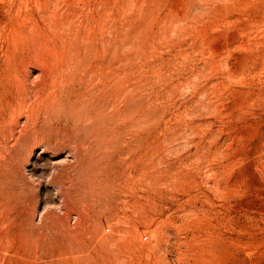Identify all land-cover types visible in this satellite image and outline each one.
Masks as SVG:
<instances>
[{"label":"rangeland","instance_id":"obj_1","mask_svg":"<svg viewBox=\"0 0 264 264\" xmlns=\"http://www.w3.org/2000/svg\"><path fill=\"white\" fill-rule=\"evenodd\" d=\"M81 43L133 109L100 135L4 114L0 264H264V0H0L25 99L61 92L59 56Z\"/></svg>","mask_w":264,"mask_h":264},{"label":"bare ground","instance_id":"obj_2","mask_svg":"<svg viewBox=\"0 0 264 264\" xmlns=\"http://www.w3.org/2000/svg\"><path fill=\"white\" fill-rule=\"evenodd\" d=\"M59 2V1H58ZM16 3V2H15ZM14 3V4H15ZM54 3V2H53ZM16 5V4H15ZM14 5V6H15ZM55 5V4H54ZM61 6V5H60ZM9 7V6H8ZM16 7H19L18 5ZM12 8V7H11ZM10 8V10H11ZM14 8V7H13ZM54 8V7H53ZM63 8V5L60 9ZM19 9V8H17ZM46 9V8H45ZM59 9V10H60ZM15 10V9H14ZM58 10V11H59ZM18 11V10H16ZM46 11V10H45ZM86 11V10H85ZM14 12V11H13ZM66 12V11H65ZM9 13H11L9 11ZM19 13V11H18ZM17 13V14H18ZM52 13V12H51ZM15 14V13H14ZM15 14V15H17ZM41 14V13H40ZM39 14V17H40ZM57 14V13H56ZM62 14V13H61ZM45 15V14H44ZM59 15V14H58ZM85 15V14H84ZM13 16V15H12ZM49 18V15H46ZM54 16V14H53ZM44 17V16H43ZM42 18V16H41ZM47 18V19H48ZM54 19V18H53ZM42 20V19H41ZM45 20V18H44ZM50 20V19H49ZM71 21V20H70ZM2 22V21H1ZM32 22V21H31ZM43 22V20H42ZM53 23V22H52ZM57 24V23H56ZM29 26V25H27ZM48 26V25H47ZM87 26V24H86ZM37 27V25H36ZM43 27V26H42ZM49 27V26H48ZM53 27V26H52ZM56 27V26H55ZM27 28V27H26ZM25 29V28H24ZM53 29V28H52ZM89 29V28H88ZM30 30V29H28ZM54 30V29H53ZM82 30V29H81ZM26 31V30H25ZM18 32V31H17ZM30 32V31H29ZM37 32V29H36ZM44 32V31H43ZM53 32V31H52ZM83 32V31H82ZM87 32V31H86ZM16 33V32H15ZM20 34V33H19ZM54 34V33H53ZM70 34V33H69ZM79 34V33H78ZM77 34V35H78ZM18 35V34H17ZM71 35V34H70ZM81 35V34H80ZM83 35V34H82ZM94 35V34H93ZM29 36V35H28ZM47 36V35H45ZM43 36V37H45ZM76 36V35H75ZM22 37V36H21ZM30 37V36H29ZM48 37V36H47ZM72 37V36H71ZM79 37V36H78ZM81 37V36H80ZM84 37V36H83ZM28 38V37H27ZM33 38V37H32ZM42 38V37H41ZM50 36L48 37V39ZM62 38V37H61ZM67 36L65 37V39ZM76 38V37H75ZM22 39V38H21ZM47 39V40H48ZM69 39V38H68ZM92 39V38H91ZM19 40V39H18ZM31 40L27 39V41ZM74 40V39H73ZM72 40V41H73ZM15 41V40H14ZM25 41V40H23ZM22 41V43H23ZM32 42L36 40H31ZM52 41V40H51ZM67 42V40H65ZM64 41V42H65ZM69 41H71L69 39ZM77 41V40H75ZM90 41V40H89ZM31 42V44H32ZM36 41L33 47H30V51L32 49V52L34 53H40L39 48L36 46ZM46 42V41H45ZM93 42V41H92ZM41 45V42H39ZM44 43V42H43ZM50 43V42H49ZM54 43V42H53ZM62 43V42H61ZM99 43V42H98ZM51 44V43H50ZM60 44V41H59ZM67 44V43H66ZM69 44V43H68ZM76 44V43H75ZM92 43H81L78 46H74L73 48H69V53L62 52L60 54V64H58L57 72L60 74V76L65 75L66 80L65 81H55L60 82L62 87V91L56 89H51L48 92L39 93L36 92V89L34 92L31 90V98L29 100L25 99V95L27 94V76L25 75V72L22 71V74H20L18 70V65H21L24 67L25 64H23L22 61H18L15 63V65L7 66L5 59L0 57V121L1 123L5 121L6 119V112H8V115H12L14 118V115L17 116L20 112L24 111L25 113L28 112V116H26L28 119H32V121H35L34 119L38 117L40 114L44 113L47 115H50V118L56 119L57 122L60 124L59 127L61 131L64 130L65 134L67 135H73L74 133L72 131H76L80 135L81 133H86L87 135H93L94 133H97L100 135L102 133L101 126L106 122V120L111 116L112 113L115 111L121 112V110H132L133 104L129 103L130 97L132 95V92H130L129 83L125 82L128 80H124L120 82H116L117 76H114L113 78L116 79V83L112 84L110 83L112 79V73L115 71L111 68V65H108L105 61L104 53L100 49L93 48ZM30 45V44H29ZM45 45V43H44ZM16 46V45H15ZM20 46V45H19ZM25 46V43H24ZM47 46V45H45ZM53 46V45H52ZM55 46V45H54ZM68 46V45H67ZM101 46V44H100ZM10 47V46H9ZM29 47V46H26ZM25 47V49H26ZM43 47V46H41ZM63 47V46H62ZM3 48V47H2ZM15 48V47H14ZM20 48V47H19ZM61 48V47H60ZM99 48V47H98ZM106 48V47H105ZM24 49V48H23ZM107 49V48H106ZM13 50V49H12ZM20 50V49H19ZM62 50V49H60ZM25 51V50H24ZM27 51V50H26ZM28 51V52H30ZM115 51V50H114ZM119 51V50H118ZM122 51V50H121ZM120 51V52H121ZM1 52V51H0ZM16 52V51H15ZM20 52V51H19ZM31 52V53H32ZM2 53V52H1ZM30 53V54H31ZM33 53V54H34ZM58 54V53H57ZM115 54V53H114ZM118 54V52H117ZM116 54V55H117ZM1 55V54H0ZM22 55V53L20 54ZM26 55V54H25ZM32 55V54H31ZM37 55V54H36ZM110 55V54H109ZM113 55V53H112ZM12 56V55H11ZM28 56V55H27ZM118 56V55H117ZM4 57V56H3ZM108 57V56H107ZM128 57V56H127ZM7 58V57H5ZM27 58V57H26ZM37 58V57H36ZM42 58V57H41ZM112 57L110 56V59ZM15 59V58H14ZM12 59V60H14ZM22 59V58H21ZM20 59V60H21ZM24 59V58H23ZM55 59V58H54ZM59 58H56V60ZM26 60V59H25ZM31 60V59H30ZM59 61V60H58ZM119 61V60H118ZM27 62V61H26ZM36 62V61H35ZM53 62V61H52ZM117 62V61H116ZM13 63V62H12ZM30 63V62H29ZM33 63V62H32ZM31 63V65H32ZM40 63V62H39ZM38 63V65H39ZM45 63H49V60L45 57L42 60L41 67L45 66ZM18 64V65H17ZM115 65V63H114ZM29 67V66H28ZM35 67V66H34ZM56 67V66H55ZM122 67V66H120ZM119 67V68H120ZM23 69V68H22ZM28 69V68H27ZM32 69V68H31ZM34 69V68H33ZM41 69V68H40ZM46 69V68H45ZM44 70V69H43ZM118 70V68H117ZM127 70V69H125ZM124 70V71H125ZM48 71V70H47ZM46 71V72H47ZM121 71V70H120ZM129 71V70H128ZM28 72V70H27ZM118 72V71H117ZM122 72V71H121ZM132 72V70H131ZM134 73V72H133ZM132 73V74H133ZM27 74V73H26ZM35 74V73H34ZM33 74V75H34ZM50 76L53 75V72L49 73ZM57 74V75H58ZM131 74V73H129ZM128 74V75H129ZM130 75L135 76V75ZM31 75V73H30ZM56 75V74H55ZM118 75V74H116ZM122 75V74H119ZM127 75V74H126ZM44 76V75H43ZM47 76V74H46ZM59 76V77H60ZM30 77V76H29ZM39 77V76H38ZM41 77V76H40ZM36 78V77H35ZM46 78V77H45ZM126 78V77H125ZM123 78V79H125ZM136 78V77H135ZM29 79V78H28ZM33 80V77L31 78ZM53 79V78H52ZM57 79V78H56ZM60 79V78H59ZM71 79V80H70ZM129 79V78H128ZM134 79V78H133ZM133 79H130L133 80ZM137 79V78H136ZM63 80V79H62ZM47 81V80H45ZM44 81V84H46ZM54 81V80H53ZM75 81L79 82L78 85H76ZM16 82L17 84H15ZM41 82V81H40ZM113 82V81H112ZM136 82V81H135ZM30 83V82H28ZM42 83V82H41ZM53 83V82H51ZM131 84V83H130ZM31 85V84H30ZM48 85V84H47ZM43 86V85H41ZM56 86V85H55ZM57 88L59 85L57 83ZM44 87V86H43ZM46 87V86H45ZM35 88V87H34ZM52 88V87H51ZM59 88V87H58ZM59 88V89H60ZM129 88V89H128ZM43 89V88H42ZM30 90V89H29ZM57 91V92H56ZM134 94V93H133ZM134 99V98H131ZM125 100V102H124ZM128 100V101H127ZM127 101V102H126ZM132 101V100H131ZM134 101V100H133ZM122 103V106L119 107V105ZM5 112V113H4ZM128 112V111H127ZM131 112V111H130ZM15 113V114H14ZM126 113V112H125ZM5 114V115H4ZM120 114V113H119ZM124 114V113H123ZM131 114V113H130ZM26 115V114H25ZM117 115V114H116ZM129 115V114H128ZM123 117V116H122ZM46 118V117H45ZM24 119V118H23ZM44 119V118H43ZM37 120V119H36ZM48 120V119H47ZM120 120V119H119ZM132 120V119H131ZM9 122V120H8ZM47 122V121H46ZM118 122V121H117ZM120 122V121H119ZM122 122V121H121ZM126 122V121H125ZM11 123V122H10ZM19 123V122H18ZM38 123V122H37ZM22 124V123H21ZM48 124V123H47ZM51 124V121H50ZM124 124V123H123ZM106 125V124H105ZM16 126V125H15ZM113 126V125H112ZM116 126V125H115ZM120 126V125H119ZM122 126V125H121ZM133 126V125H132ZM130 126V127H132ZM11 127V126H10ZM27 127V125H26ZM108 128V126H106ZM25 128V127H24ZM31 128V127H30ZM118 128V127H116ZM121 128V127H120ZM119 128V130H120ZM27 129V128H26ZM52 129V128H51ZM104 129V127H103ZM126 129V128H125ZM15 130V129H14ZM36 130V129H35ZM111 130V129H110ZM116 130V129H115ZM132 130V128H131ZM32 131V130H31ZM34 131V129H33ZM106 131V130H105ZM108 131V130H107ZM134 131V130H133ZM128 133L129 135H132ZM37 132V131H36ZM75 132V133H76ZM114 132V131H112ZM108 133V132H107ZM116 133V132H114ZM20 134V133H19ZM36 134V133H35ZM39 134V133H37ZM127 134V133H126ZM109 135V134H108ZM105 136V135H104ZM103 136V137H104ZM113 136V135H112ZM115 136V135H114ZM123 136V135H122ZM125 136V135H124ZM123 136V138H124ZM39 137V136H38ZM49 137V136H48ZM81 137V136H80ZM79 137V138H80ZM84 137V135L82 136ZM81 137V139H82ZM86 137V136H85ZM127 137V136H126ZM8 138V137H7ZM36 138V137H35ZM72 138V137H71ZM100 138V137H99ZM98 138V139H99ZM120 138V137H119ZM118 138V139H119ZM122 138V137H121ZM39 139V138H38ZM41 139V138H40ZM78 139V138H77ZM80 139V141H81ZM97 139V140H98ZM104 139V138H103ZM103 139H101L103 141ZM106 139V138H105ZM108 139V138H107ZM114 139V138H113ZM127 139V138H125ZM131 139V138H130ZM127 140L128 142L130 141ZM76 140V139H75ZM86 140V139H85ZM1 141V140H0ZM38 141V140H37ZM119 141V140H118ZM117 141V142H118ZM49 142V141H48ZM99 141H96V143ZM104 142V141H103ZM113 142V141H112ZM120 142V141H119ZM125 142V141H124ZM4 143V142H3ZM9 143V142H8ZM46 143V142H45ZM6 144V143H4ZM79 144V143H78ZM84 144V143H83ZM113 143H111L112 145ZM117 144V143H115ZM115 144H113L115 146ZM124 144V143H123ZM121 145V144H120ZM85 146V145H84ZM118 146V145H117ZM6 147V146H5ZM86 147V146H85ZM119 147V146H118ZM123 148V147H122ZM85 149V148H84ZM67 150V149H66ZM87 151V150H86ZM121 151V150H120ZM89 152V151H88ZM102 153V152H101ZM121 153V152H120ZM122 156V155H121ZM125 156V155H123ZM122 159V158H121ZM5 160V158H4ZM74 160V159H73ZM8 161V160H7ZM6 161V162H7ZM3 161L0 160V163ZM5 162V161H4ZM5 162V163H6ZM134 162V161H132ZM134 164V163H133ZM3 166V165H2ZM1 166V167H2ZM5 166V165H4ZM6 170V169H5ZM85 171V170H84ZM97 171V170H95ZM54 172V171H53ZM88 173V172H87ZM0 179L7 180L6 177V171L0 172ZM73 180V179H72ZM13 184V183H12ZM7 187V185H3V188H0V191H4ZM14 187V186H13ZM76 191V190H75ZM102 195V194H101ZM2 216V215H1ZM6 216V215H5ZM1 220V219H0ZM8 220V219H7ZM4 221V220H3ZM4 224V223H2ZM2 226V225H1ZM36 234V233H35ZM32 242V241H31ZM50 242V241H49ZM59 243V242H58ZM61 244V243H60ZM57 245V244H56ZM63 246V243H62ZM2 251V250H1ZM4 252V251H2ZM1 254V253H0Z\"/></svg>","mask_w":264,"mask_h":264}]
</instances>
